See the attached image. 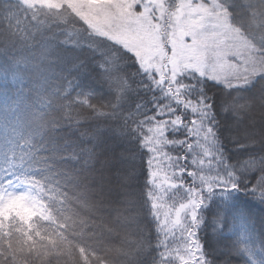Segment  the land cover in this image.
<instances>
[{"label":"trees","instance_id":"obj_1","mask_svg":"<svg viewBox=\"0 0 264 264\" xmlns=\"http://www.w3.org/2000/svg\"><path fill=\"white\" fill-rule=\"evenodd\" d=\"M219 2L264 62V0ZM72 18L0 0V264H166L189 236L205 264H264V69L156 74ZM160 169L197 203L181 237Z\"/></svg>","mask_w":264,"mask_h":264},{"label":"rangeland","instance_id":"obj_2","mask_svg":"<svg viewBox=\"0 0 264 264\" xmlns=\"http://www.w3.org/2000/svg\"><path fill=\"white\" fill-rule=\"evenodd\" d=\"M20 1L45 11H68L74 17L75 28L86 27L88 34L132 55L143 68L156 74L176 78L191 70L210 80L234 85L248 81L264 69L258 49L229 23L219 0ZM61 27L68 28L65 23ZM79 35L83 37L81 31ZM252 121L264 132V115ZM102 176L111 181L110 176ZM158 177V188L164 191L163 199L167 202H160L165 213L160 222L172 236L181 237L194 221L196 200L186 197L185 189L172 179V173L160 169ZM97 187H101L100 182ZM125 192L128 193L119 186H106L102 189L106 196L101 199L109 203L121 200L117 193ZM186 192L189 196L190 192ZM193 239L189 236L188 244L172 245L174 253L166 264H205L200 244H189Z\"/></svg>","mask_w":264,"mask_h":264}]
</instances>
